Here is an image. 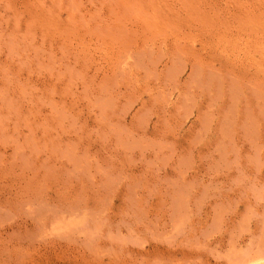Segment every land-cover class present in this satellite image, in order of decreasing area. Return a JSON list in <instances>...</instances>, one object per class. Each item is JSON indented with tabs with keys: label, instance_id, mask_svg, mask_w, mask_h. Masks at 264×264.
<instances>
[{
	"label": "rangeland",
	"instance_id": "374dc122",
	"mask_svg": "<svg viewBox=\"0 0 264 264\" xmlns=\"http://www.w3.org/2000/svg\"><path fill=\"white\" fill-rule=\"evenodd\" d=\"M0 264H264V0H0Z\"/></svg>",
	"mask_w": 264,
	"mask_h": 264
}]
</instances>
